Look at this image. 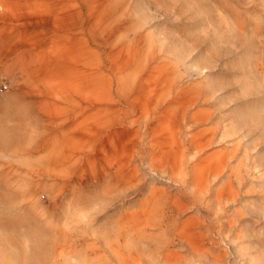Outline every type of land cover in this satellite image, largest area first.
I'll return each mask as SVG.
<instances>
[{
    "label": "rangeland",
    "instance_id": "rangeland-1",
    "mask_svg": "<svg viewBox=\"0 0 264 264\" xmlns=\"http://www.w3.org/2000/svg\"><path fill=\"white\" fill-rule=\"evenodd\" d=\"M0 1V264H264V0Z\"/></svg>",
    "mask_w": 264,
    "mask_h": 264
},
{
    "label": "bare ground",
    "instance_id": "bare-ground-1",
    "mask_svg": "<svg viewBox=\"0 0 264 264\" xmlns=\"http://www.w3.org/2000/svg\"><path fill=\"white\" fill-rule=\"evenodd\" d=\"M39 1V0H38ZM60 1V0H59ZM68 1V0H67ZM74 1V0H73ZM8 2V1H6ZM6 2H3V1H0V5H1V12L0 14L1 15H4L5 12L8 11V8H7V3ZM37 2V1H36ZM62 2V1H61ZM82 3V7H79V11H82V10H85V15L83 14L82 16H80L78 19L82 22H91V23H100V22H103V23H107L109 22V20L111 21H114L115 20V13L116 11H118L119 9V3L113 0L111 1H108V0H82L81 1ZM34 4V3H32ZM36 4V3H35ZM53 4V2L51 3ZM49 5V4H48ZM38 6V5H37ZM42 6V5H41ZM40 6V7H41ZM25 8V7H24ZM39 8V7H38ZM42 8V7H41ZM62 8V7H61ZM34 9V8H33ZM37 9V8H36ZM28 10V9H27ZM51 10V9H50ZM10 11V10H9ZM38 12V11H37ZM21 15V14H20ZM73 17V16H72ZM72 17H66L65 15H61V14H57L55 16V14H53L52 12L48 11V12H42V13H36V14H33V15H29V16H26V20L28 21V23L30 25H45V26H52V24L54 23H58V22H61V21H66L68 22L69 20L72 19ZM15 20V19H14ZM23 22V21H22ZM12 23V22H11ZM73 23V22H72ZM27 24V23H26ZM79 25V24H78ZM66 26V25H65ZM70 26H73L72 24H70ZM79 27V26H78ZM60 28V27H59ZM68 28V27H67ZM87 28V27H86ZM30 29V28H29ZM70 29V28H69ZM73 29V28H72ZM81 29V28H80ZM33 31V30H32ZM59 31V30H58ZM64 31H66L64 29ZM15 32V31H14ZM85 35V34H84ZM90 36V35H89ZM27 42V41H26ZM73 45V44H72ZM71 46V45H70ZM69 46V47H70ZM74 46V45H73ZM85 46V45H84ZM15 47V46H14ZM77 47V46H76ZM72 48V47H71ZM98 48V47H97ZM109 48V47H108ZM76 49V48H75ZM77 50V49H76ZM72 51V50H71ZM65 53V52H64ZM23 54V52H22ZM60 56V55H59ZM55 57V56H54ZM59 58V57H58ZM103 61V60H102ZM101 63V62H100ZM65 65V64H64ZM107 69V68H106ZM94 70V69H93ZM100 71V70H99ZM86 75V74H85ZM89 75V74H87ZM86 75V76H87ZM93 77V76H92ZM91 78V77H89ZM95 79V78H94ZM84 80V79H83ZM104 81V80H103ZM107 81V80H106ZM104 81V82H106ZM103 83V82H102ZM92 84V83H91ZM100 84V83H99ZM105 84V83H104ZM98 85V84H97ZM82 87V86H81ZM80 87V88H81ZM82 89V88H81ZM76 90V89H75ZM74 96V95H73ZM96 99V98H95ZM83 100V98H82ZM100 100V99H99ZM103 100V99H102ZM92 102V101H91ZM98 102V101H96ZM89 103V102H87ZM94 103V102H93ZM125 214V213H123ZM137 217V216H136ZM121 219V218H120ZM124 219V218H123ZM119 220V219H118ZM118 222V221H117ZM121 224V223H120ZM119 225V224H118ZM130 225V224H129ZM140 225V224H139ZM138 225V226H139ZM120 227V226H119ZM128 227V226H127ZM132 227V226H131ZM121 228V227H120ZM125 228V227H124ZM130 228V226H129ZM139 228V227H138ZM123 229V228H121ZM135 229V228H134ZM140 229V228H139ZM129 230V229H128ZM128 230H127V233H128ZM137 230V228H136ZM135 230V231H136ZM133 231V230H132ZM131 231V232H132ZM140 231V230H139ZM138 231V232H139ZM126 232V231H125ZM118 233V232H117ZM116 233V234H117ZM137 233V232H136ZM122 234V233H120ZM133 235V233H131ZM142 234V232L140 233ZM139 234V235H140ZM126 235V234H125ZM138 235V236H139ZM122 236V235H121ZM117 237V236H116ZM125 241H126V238H124ZM130 239V238H129ZM128 239V240H129ZM120 240V239H119ZM123 240V239H122ZM133 241V240H132ZM122 243V242H121ZM131 245V244H130ZM118 250V249H116ZM114 251V250H112ZM120 251V250H119ZM126 252V251H125ZM128 252V250H127ZM126 252V253H127ZM117 253V252H116ZM119 253V252H118ZM133 253V252H132ZM120 254V253H119ZM118 254V255H119ZM135 255V254H134ZM83 256V255H82ZM128 256V255H127ZM80 262V261H79ZM78 262V263H79ZM83 263V262H82ZM135 263V261H134ZM81 264V263H80Z\"/></svg>",
    "mask_w": 264,
    "mask_h": 264
}]
</instances>
